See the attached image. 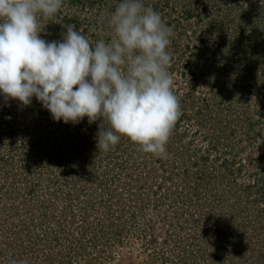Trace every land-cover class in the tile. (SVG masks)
Segmentation results:
<instances>
[{"label": "rangeland", "instance_id": "1", "mask_svg": "<svg viewBox=\"0 0 264 264\" xmlns=\"http://www.w3.org/2000/svg\"><path fill=\"white\" fill-rule=\"evenodd\" d=\"M119 2L64 0L40 36L107 38ZM143 2L173 29L166 158L0 96V264H264V0Z\"/></svg>", "mask_w": 264, "mask_h": 264}, {"label": "clouds", "instance_id": "2", "mask_svg": "<svg viewBox=\"0 0 264 264\" xmlns=\"http://www.w3.org/2000/svg\"><path fill=\"white\" fill-rule=\"evenodd\" d=\"M63 3L0 0V96L24 106L34 97L65 124L100 121L98 151L126 137L143 153L166 158L182 114L166 50L173 29L143 0H120L92 29L107 38L93 43L71 24L62 25L60 40L41 38L40 20L54 17Z\"/></svg>", "mask_w": 264, "mask_h": 264}]
</instances>
